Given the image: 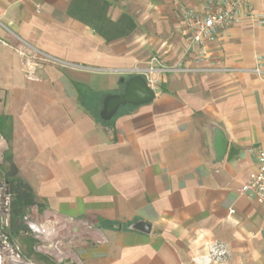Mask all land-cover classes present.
<instances>
[{
    "label": "crops",
    "instance_id": "obj_1",
    "mask_svg": "<svg viewBox=\"0 0 264 264\" xmlns=\"http://www.w3.org/2000/svg\"><path fill=\"white\" fill-rule=\"evenodd\" d=\"M213 1L0 0V114L12 121L0 158L11 155L34 197L19 224L29 207L89 222L81 264H199L214 242L228 258L211 264H264V208L239 191L264 153V75L247 71L264 73V0L239 6L206 48L241 71L164 74L151 102L99 118L102 98L130 77L118 70L152 56L194 65L200 48L186 53L181 18ZM20 42L91 70L47 65L29 81ZM18 230L12 220L11 238L30 249Z\"/></svg>",
    "mask_w": 264,
    "mask_h": 264
},
{
    "label": "built area",
    "instance_id": "obj_2",
    "mask_svg": "<svg viewBox=\"0 0 264 264\" xmlns=\"http://www.w3.org/2000/svg\"><path fill=\"white\" fill-rule=\"evenodd\" d=\"M249 2L250 0H214L202 12L187 10L183 13L181 23L188 32L186 53L190 52L194 46L200 48L201 55L195 60H189L194 64L193 66L189 67L184 61L168 64L152 56L144 62L143 66L135 65L118 72L130 77L142 76L147 86L155 91L159 79L164 74H221L241 71L219 66L211 59L206 48L216 40L221 31L235 21L238 7ZM17 53L22 59L23 75L29 81H39V72L47 65L60 69L91 70L50 56L25 42H20ZM247 71L258 76L264 75L259 68ZM4 148L5 139L0 135V150ZM257 160V170L250 175L239 191L247 194L257 205L264 208V153L258 154ZM12 200L11 183L0 167V264H81L75 247L78 238L85 237L92 230L89 222L63 217L50 210L37 211L35 207L27 208L21 217L22 228L16 235L32 241L31 257L24 253L18 241L11 238ZM229 212L233 213L232 210ZM205 250L204 256L195 259L197 263H218L228 258L227 245L222 242L207 244Z\"/></svg>",
    "mask_w": 264,
    "mask_h": 264
},
{
    "label": "water",
    "instance_id": "obj_3",
    "mask_svg": "<svg viewBox=\"0 0 264 264\" xmlns=\"http://www.w3.org/2000/svg\"><path fill=\"white\" fill-rule=\"evenodd\" d=\"M120 83L123 85V90L119 94H107L101 100V109L99 118L103 122L110 121L123 106H139L151 102L154 97V91L150 89L144 78L140 75L131 76L128 79L122 78ZM216 159L223 156L225 151V139L221 131H216ZM134 229L147 233L150 226L144 222H137Z\"/></svg>",
    "mask_w": 264,
    "mask_h": 264
},
{
    "label": "trees",
    "instance_id": "obj_4",
    "mask_svg": "<svg viewBox=\"0 0 264 264\" xmlns=\"http://www.w3.org/2000/svg\"><path fill=\"white\" fill-rule=\"evenodd\" d=\"M12 133V121L7 115L0 114V135L9 141ZM4 163L7 165L6 178L11 183L13 194L12 200V220L16 229L22 228L18 223V218L22 215L25 208L32 205L34 197L31 188L22 180L16 178L17 169L12 163L11 155L8 153L4 156Z\"/></svg>",
    "mask_w": 264,
    "mask_h": 264
},
{
    "label": "rangeland",
    "instance_id": "obj_5",
    "mask_svg": "<svg viewBox=\"0 0 264 264\" xmlns=\"http://www.w3.org/2000/svg\"><path fill=\"white\" fill-rule=\"evenodd\" d=\"M122 108H124V106H123V107H120L119 110H121ZM119 110H118V111H119ZM4 156H5V154H4ZM0 167H1L2 171L4 172V174L6 175L7 165L4 163L3 160H2V162H1ZM13 235L16 236V234H13ZM14 236H13V237H14ZM16 240H17L18 243L22 246V248L24 249V251L26 252V254H27V255H30V256L32 257L31 250H30L29 248H26V246H24V242H22V241L20 240V238H17ZM33 259H35L34 256H33Z\"/></svg>",
    "mask_w": 264,
    "mask_h": 264
}]
</instances>
